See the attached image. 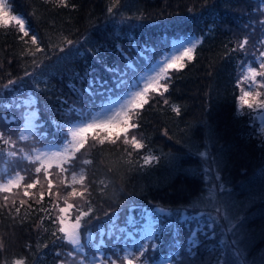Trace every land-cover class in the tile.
<instances>
[{"label": "snow or ice", "instance_id": "obj_1", "mask_svg": "<svg viewBox=\"0 0 264 264\" xmlns=\"http://www.w3.org/2000/svg\"><path fill=\"white\" fill-rule=\"evenodd\" d=\"M42 3L51 5L50 13L57 16L59 10L77 8L74 0ZM125 7L124 0H107L102 10L105 22L115 24L118 16L121 22L131 21L133 17L122 14ZM203 7L207 17L177 21L202 23L200 34L177 38L169 48L166 38L142 45L136 35L115 30L99 41L94 29H85L87 35L67 30L62 37H46L14 14L11 0H0V29L13 34L20 46L13 59L25 62L22 75L0 76V216L10 220L13 230L28 225L30 234H37L35 250L26 245L32 264H42L39 258L48 255L53 264H156L165 237L170 241L168 264H264V257L248 259V216L258 201L264 202V166L258 173L259 190L238 195L223 175L228 161L222 148L213 151L219 139L208 120L200 121L195 130L180 129V138L174 140L180 147L159 156L150 150L144 131L149 111L170 109L182 120L183 110L170 99L171 89L197 62L204 41L215 38L218 31L233 34L220 59L234 61L237 70L234 117L248 116L255 123L259 115L264 123V0H255L236 32L217 14L215 0H203ZM187 12L196 9L188 7ZM125 39L140 63L128 55ZM110 54L116 57L111 63ZM80 60L85 62L83 73L71 67ZM88 61L102 68L106 78ZM65 72L71 73L67 86L75 99L56 94L51 86V79ZM25 95L26 99H18ZM53 95L54 103L43 99ZM170 131L165 128L162 135L173 140ZM254 133L255 129L248 133L249 139ZM257 136V146L264 151V136ZM184 157L196 158L194 171L184 167L188 162ZM165 159L174 178L192 175L201 180L200 192L190 195L188 204L175 210L152 205L149 211L132 194L115 206L109 202L110 187L117 199L124 192L117 187V176L123 181L129 172H145ZM238 172L247 177L246 168ZM99 177L104 178L97 183ZM198 205L209 210L201 211ZM6 251L0 238V254ZM0 264H29V257Z\"/></svg>", "mask_w": 264, "mask_h": 264}, {"label": "trees", "instance_id": "obj_2", "mask_svg": "<svg viewBox=\"0 0 264 264\" xmlns=\"http://www.w3.org/2000/svg\"><path fill=\"white\" fill-rule=\"evenodd\" d=\"M71 2V0H70ZM77 4L75 10H59L57 16L55 12L50 13L51 5H44L42 0H11V6L14 14L20 15L26 23L35 31L42 35L49 34L54 37L63 36L67 30L85 33V29H94L93 35L96 40H102L107 37L112 30L122 31L128 34L136 35L143 45L148 41L149 46L157 43L163 38H178L183 35H199V29L203 27L191 23L177 24L178 20L185 16L201 15L207 17V10L203 7V0H124L126 7L122 9L124 16H131V21H120L116 18V23H106L104 20L103 9H105L107 0H74ZM218 5L216 12L221 16L234 32L240 30V26L248 19L251 9L255 7V0H215ZM195 7V13H188V7ZM142 17V19H136ZM97 21L99 26L97 27ZM55 27V31L52 27ZM233 39L232 32L218 31L215 38L209 36L203 43L199 51L197 62L186 69L180 79L174 83L171 89L170 99L175 105L183 110V118L175 117L170 109H165L163 113L159 111H149L145 114V133L147 142L150 144V150L156 155H163L169 152H175L180 146L174 144L175 139L180 138V129L200 128V121L208 120L216 131L219 143L213 151L222 148L225 159L228 161L226 171L223 173L231 183L228 185L234 188L239 195L241 191L259 190L258 173L261 166H264V151L257 146L258 136H264V127L260 125L259 115L254 117L255 123L249 121L248 116L234 117L236 108L234 96L239 94V89L235 87V77L237 70L235 62H225L220 59L223 45ZM125 48L128 49V55L137 63L140 59L128 44L124 41ZM20 51V46L16 45L14 35L8 34L0 29V66L2 72L0 76L14 78L23 74L25 62L14 60L13 56ZM116 57L109 55L111 63ZM12 60L11 64L8 61ZM92 68L102 76H107L103 69L98 65L88 61ZM31 64V60L27 61ZM85 62L80 60L73 63L71 67L80 73L84 71ZM28 70H31L29 67ZM213 75L209 76L208 73ZM71 73L65 72L63 76L56 74L51 79V86L56 89V94H61L64 98L75 99L68 88L69 77ZM43 79H47L44 77ZM6 82V81H5ZM78 83V82H77ZM79 86V84H78ZM26 95L18 99H26ZM5 98L4 102H7ZM55 102V95L52 97H43ZM211 103V112L208 111ZM247 112V109H245ZM170 129V135L173 140H168L162 135V131ZM255 129L252 138L249 139L248 133ZM201 132H197V137ZM105 155L110 153L107 151ZM184 167L189 171L196 169V158L189 160ZM244 167L247 169V177L239 174L238 170ZM104 177H99L103 179ZM117 187H123V194L119 195L113 188L107 191L109 202H115L113 206L119 204L125 197L132 194L134 199L145 210H151L152 205L156 207H171L188 204L189 196L200 192L202 187L201 180L192 175H181L173 177L169 174L167 161L162 160L159 164L151 167L145 172H129L121 181L120 176L116 177ZM199 198V197H196ZM152 201V204H149ZM195 203V200L192 201ZM99 203V201H97ZM201 211L209 209L203 205H198ZM108 204H104V210H107ZM102 215V212H101ZM139 219V218H138ZM251 244V255L248 259L264 257V202L258 201L252 207L248 216ZM144 221H141V225ZM124 226V219L121 225ZM47 227V225H45ZM0 238H3L7 251L0 254V261H10L13 258L21 256L29 257V264H32L31 253L26 245L31 244L34 251L37 246V234L29 232V226H17L14 230L10 227V220L0 216ZM139 238L138 236L136 237ZM183 239V236L181 237ZM223 239L227 240L228 236ZM170 241L165 237L159 252L156 255V262L161 259H168L170 256ZM39 260L42 264H53L51 255L41 256Z\"/></svg>", "mask_w": 264, "mask_h": 264}, {"label": "rangeland", "instance_id": "obj_3", "mask_svg": "<svg viewBox=\"0 0 264 264\" xmlns=\"http://www.w3.org/2000/svg\"><path fill=\"white\" fill-rule=\"evenodd\" d=\"M259 121H260V125L264 127V123L261 122L260 117H259ZM156 264H168V259H161L160 261L156 262Z\"/></svg>", "mask_w": 264, "mask_h": 264}]
</instances>
